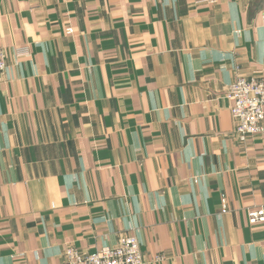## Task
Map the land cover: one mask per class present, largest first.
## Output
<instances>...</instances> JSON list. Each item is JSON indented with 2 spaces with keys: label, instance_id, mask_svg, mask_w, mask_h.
Instances as JSON below:
<instances>
[{
  "label": "crops",
  "instance_id": "crops-1",
  "mask_svg": "<svg viewBox=\"0 0 264 264\" xmlns=\"http://www.w3.org/2000/svg\"><path fill=\"white\" fill-rule=\"evenodd\" d=\"M0 48V264L125 235L143 264H264V133L225 95L264 69V0H0Z\"/></svg>",
  "mask_w": 264,
  "mask_h": 264
},
{
  "label": "built area",
  "instance_id": "built-area-1",
  "mask_svg": "<svg viewBox=\"0 0 264 264\" xmlns=\"http://www.w3.org/2000/svg\"><path fill=\"white\" fill-rule=\"evenodd\" d=\"M202 4H214L217 0H199ZM70 32V29L66 30ZM17 57H26L27 48H16ZM6 55L0 48V77L6 69ZM225 95L232 100L230 108L234 123V136L240 143L264 133V69L255 71L249 78L239 77L227 88ZM224 205V200H222ZM250 226L264 223V209H248ZM156 256L155 260H161ZM66 264H143L138 240L133 235L121 236L116 246L105 247L94 253H82L72 246L64 249Z\"/></svg>",
  "mask_w": 264,
  "mask_h": 264
}]
</instances>
